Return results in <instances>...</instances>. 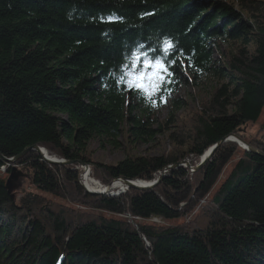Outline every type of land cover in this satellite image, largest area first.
<instances>
[{
    "label": "trees",
    "instance_id": "trees-1",
    "mask_svg": "<svg viewBox=\"0 0 264 264\" xmlns=\"http://www.w3.org/2000/svg\"><path fill=\"white\" fill-rule=\"evenodd\" d=\"M165 41L173 47L167 56ZM133 53L163 59L172 72L151 99L121 79ZM188 79L213 86L178 129L177 92ZM166 100L169 115L159 123L154 111ZM263 112L264 0H0V168L38 146L88 165L102 185L152 181L188 158L195 166L232 135L244 140L242 129ZM164 135L166 154L115 165L86 154L94 140L118 149L124 136L156 146ZM249 142L264 154V117ZM12 167L22 177L9 194ZM201 201L180 226L105 215L167 221L188 217ZM0 264H264V158L226 141L198 172L178 167L153 190L108 197L86 193L76 166H51L29 152L0 174Z\"/></svg>",
    "mask_w": 264,
    "mask_h": 264
},
{
    "label": "rangeland",
    "instance_id": "rangeland-1",
    "mask_svg": "<svg viewBox=\"0 0 264 264\" xmlns=\"http://www.w3.org/2000/svg\"><path fill=\"white\" fill-rule=\"evenodd\" d=\"M224 49H227L226 44L222 45L221 50H220L218 55L222 54L224 57V52H223ZM223 59L225 60V57ZM210 81L211 80H208V81L205 80L201 84L200 87H194L191 85V83L189 82V79H188L186 81V84L182 85L179 88V90L177 92V97L183 101L184 107L180 112H178L176 114V127H178V129H180L183 126L188 127L191 124V121L193 120V118L195 119L194 116H196L197 112H199L200 105L209 99L210 88L213 86ZM169 105H170V100H166V102L162 106L155 109L154 118L159 123L164 122L168 118ZM263 117H264V112H263L262 116L260 117L258 123L255 126H246L242 129L241 135H243V139H244L243 141L244 142L250 144L249 140L256 137V134H258L260 124L263 121ZM158 141H159L158 142L159 144L156 146L153 143L143 144L140 142L131 145L129 143V140H127V138L124 136L119 140L120 147L118 149H116L112 145L107 143L106 141L100 143L98 140H94L88 144L86 154L90 157V160L93 162L101 163V164H107V165H115L116 163L123 160L127 156H141V155L156 156V155H161L164 153L166 154V153H168V151L172 150V144L167 139V135H164V136L158 138ZM240 156H241V152H238L236 154V156L233 158V160L224 169L222 175L219 178L218 183L216 184L214 189L210 192L209 197H211V195L214 193L215 189L219 186V184L225 178H227L229 176L231 170L235 166V163L239 159ZM185 161H188L189 164L196 162L195 158H188ZM76 167L78 168L79 174L82 175L83 172H80V168L78 166H76ZM89 169H90V167H89ZM156 176H157V174H156ZM89 178H90V174H89ZM90 179H92V178H90ZM118 181H120V180H117L115 182H118ZM96 182H98V181H96ZM100 185L102 187L105 186L102 184H100ZM19 190L20 189H18V191ZM115 190H116L115 188L111 189L110 193H112V194H109L108 197H116L117 195L114 194ZM204 202L205 201H201L200 204L198 205V207L196 208V210L191 215H189L188 217H186V218L179 217V218H175V219H171V220H167V221H161V219H159V218H153V219H149L147 221H143L141 219L131 217L129 214L118 215V216H112L109 214H105V215L107 217L122 219V220H126L129 222L134 221V223H142V224H149V225H161V226H178V225L180 226L182 224H185V223L193 220L196 217L197 213L200 211L201 205H203Z\"/></svg>",
    "mask_w": 264,
    "mask_h": 264
},
{
    "label": "water",
    "instance_id": "water-1",
    "mask_svg": "<svg viewBox=\"0 0 264 264\" xmlns=\"http://www.w3.org/2000/svg\"><path fill=\"white\" fill-rule=\"evenodd\" d=\"M226 141H230L232 143H235V144L239 145L241 148H243L244 150L249 151L250 153L257 155L259 157L264 158L263 153L253 149L250 144L244 142L239 137L232 135L229 138L222 140L221 142H219L218 144H216L215 146L210 148L199 159V162L195 166H193V167L190 166L188 161H183L179 164L168 166L164 170L158 172L157 176L152 181L128 180L125 178H118V179H114V180L110 181L107 185L103 186L104 190L98 191V192H92L86 188L84 182L81 181L82 175L79 174V184H80L81 188L86 193L93 195V196H99V195L108 196L110 194L112 184L117 180H120L123 185L127 186L129 189H132V190H136V191H140V192L153 190L154 188H156L160 184V182L164 179L166 173L169 170H172V169H175L178 167H182V168L189 170V172H191V173L200 171L208 163V161L211 159V157L213 156L216 149ZM31 151L36 152L41 157V159L44 163L51 165V166H78L80 168V172H84V174L88 177V180L90 179L89 178L90 169H89L88 165L82 163L81 161L70 162V161H64V160H59V159L51 160V159L45 158L44 156L41 155L42 151L37 146H32V147L26 149L25 151H23L18 156L14 157L12 159L6 160V162L10 165L15 164L22 157H24L27 153H29ZM21 177H22V174L16 167H13L10 169V171L8 172L6 182H5V188L9 194L14 190L16 182ZM11 198H13V195H11Z\"/></svg>",
    "mask_w": 264,
    "mask_h": 264
},
{
    "label": "snow or ice",
    "instance_id": "snow-or-ice-1",
    "mask_svg": "<svg viewBox=\"0 0 264 264\" xmlns=\"http://www.w3.org/2000/svg\"><path fill=\"white\" fill-rule=\"evenodd\" d=\"M172 50L170 42L165 41V56ZM124 68L126 71L121 79L126 87L149 99L161 92L163 86L170 82L168 78L172 76L169 65L163 59L149 58L146 53H133L130 63L124 65Z\"/></svg>",
    "mask_w": 264,
    "mask_h": 264
},
{
    "label": "bare ground",
    "instance_id": "bare-ground-1",
    "mask_svg": "<svg viewBox=\"0 0 264 264\" xmlns=\"http://www.w3.org/2000/svg\"><path fill=\"white\" fill-rule=\"evenodd\" d=\"M37 147H38V146H37ZM40 149H41V151H42V152H41V155L44 156L45 158H48V159H51V160H53V159H57L56 157H54V156L48 154L43 148H40ZM31 152H33V151H31ZM35 153H36V152H35ZM39 157H40V156H39ZM40 158H41V157H40ZM200 158H201V157H200ZM200 158H199V159H200ZM9 167H10V164H8V163L5 161V165H4L5 172L7 171V169H9ZM12 168H13V167H12ZM5 172H4V173H5ZM4 173H3V174H4ZM81 181L84 182L86 188H87L89 191H92V192H98V190H99V191L104 190L103 187L100 188V187H96V186H94V185H87V184L89 183V181H88V177L84 174V172L82 173ZM87 181H88V183H87ZM124 187H126V186L123 185L121 181H118V182H115V183L112 184L111 189H114V188H115L117 191H122V190L124 189ZM127 188H128V187H127Z\"/></svg>",
    "mask_w": 264,
    "mask_h": 264
},
{
    "label": "built area",
    "instance_id": "built-area-1",
    "mask_svg": "<svg viewBox=\"0 0 264 264\" xmlns=\"http://www.w3.org/2000/svg\"><path fill=\"white\" fill-rule=\"evenodd\" d=\"M5 172V168H4V166H2L1 168H0V174H3ZM88 181H89V183H88ZM87 181V183H88V185H94V186H96V187H100V188H102V186L98 183V182H96V181H94V180H91V179H89ZM128 190V188L127 187H124V189L122 190V191H117V190H115V192H114V194L115 195H122V194H124L126 191ZM99 191V190H98ZM110 194H112V193H110Z\"/></svg>",
    "mask_w": 264,
    "mask_h": 264
}]
</instances>
